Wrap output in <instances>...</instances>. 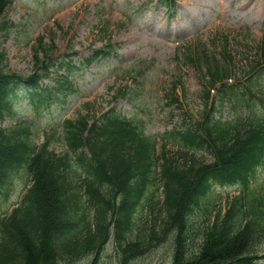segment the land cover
<instances>
[{"label":"trees","instance_id":"16d2710c","mask_svg":"<svg viewBox=\"0 0 264 264\" xmlns=\"http://www.w3.org/2000/svg\"><path fill=\"white\" fill-rule=\"evenodd\" d=\"M9 5V0H0V18ZM261 53L264 56V49ZM202 55L212 86L230 77L231 70L214 55ZM102 56L95 52L84 64L91 66ZM36 63L38 68L46 61L37 57ZM60 64L68 76L60 77L58 87L51 90L43 83L51 79L47 64L33 76L21 77L8 70L7 54L0 50V197L9 196L21 171L31 184L21 205L0 220V264H62L88 254L95 256L96 264L111 227L120 264L146 255L170 236L175 243L172 264H264L254 254L264 240V195L252 187L264 167V108L262 113L256 109L264 99L255 98L257 83L248 79V87L223 85L222 99L247 111L234 122L216 120L209 113L198 125L167 133L161 138V155L157 139L145 135L142 123L111 110L96 120L66 122L69 152L59 156L50 150L49 138L40 148L32 143L28 124L12 130L1 124L12 115L19 92L27 91L36 107L58 100L56 94H74L68 79L76 67L71 60ZM258 67L255 64L253 70ZM205 98L209 99L208 92ZM170 147L179 153L172 154ZM200 151L210 153L213 162L197 157ZM231 185L241 186L242 194L224 215L220 211L207 223L199 253L189 255L194 208L211 216L214 186ZM93 207L97 211L91 221ZM145 209L154 216L146 223L139 216ZM137 229V237L129 239Z\"/></svg>","mask_w":264,"mask_h":264},{"label":"rangeland","instance_id":"374dc122","mask_svg":"<svg viewBox=\"0 0 264 264\" xmlns=\"http://www.w3.org/2000/svg\"><path fill=\"white\" fill-rule=\"evenodd\" d=\"M262 1L173 0L174 9L170 10L162 0H12L0 18V50L7 54L8 70L31 77L47 64L51 79L44 85L52 90L58 87L60 77L68 76L60 63L70 59L76 70L68 81L75 92L66 97L56 94L58 100L41 107L31 103L27 91L19 92L12 115L1 125L12 130L28 124L35 146L40 148L49 138L50 150L62 156L69 152L66 122L81 117L96 120L114 110L142 123L144 133L159 142L160 155L162 136L198 125L208 113L216 120L234 122L247 110L235 109L233 101L222 99L223 84L250 86L243 80L250 77L257 83L255 98L264 99V71L252 70L255 64H264V56L260 57L264 48ZM98 50H106V58L85 67L83 60ZM202 54L214 55L228 67L232 80L212 86ZM37 57L46 64L37 68ZM120 91L126 95L118 97ZM262 102L256 107L261 113ZM170 151L179 153L177 148L170 147ZM197 157L207 164L213 162L206 151L198 152ZM22 172L15 177L9 196L0 197V220L21 205L31 185L28 174ZM256 177L252 187H258L263 196L264 167ZM213 194L216 204L211 216L200 208H194L190 216L189 255L199 253L207 223H212L220 211L224 215L242 191L239 185L214 186ZM158 195L163 202L162 190ZM96 211L97 207L91 209V221ZM139 216L143 222L154 217L148 209ZM140 229L129 239L134 240ZM110 233L96 264H120L113 227ZM174 245L170 236L129 264H172ZM254 254L264 259V240ZM94 259L88 254L62 264H94Z\"/></svg>","mask_w":264,"mask_h":264},{"label":"bare ground","instance_id":"6f19581e","mask_svg":"<svg viewBox=\"0 0 264 264\" xmlns=\"http://www.w3.org/2000/svg\"><path fill=\"white\" fill-rule=\"evenodd\" d=\"M259 8L261 9L262 13L264 14V0L260 3Z\"/></svg>","mask_w":264,"mask_h":264}]
</instances>
